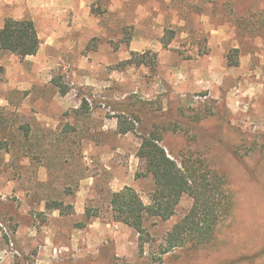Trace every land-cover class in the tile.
Listing matches in <instances>:
<instances>
[{
	"label": "rangeland",
	"instance_id": "rangeland-1",
	"mask_svg": "<svg viewBox=\"0 0 264 264\" xmlns=\"http://www.w3.org/2000/svg\"><path fill=\"white\" fill-rule=\"evenodd\" d=\"M51 1L0 0V27L28 18L40 38L32 56L0 50V264H264V0ZM154 128L180 167L226 181L208 242L167 240L189 194L141 235L112 218L126 185L151 202L136 152Z\"/></svg>",
	"mask_w": 264,
	"mask_h": 264
},
{
	"label": "trees",
	"instance_id": "trees-1",
	"mask_svg": "<svg viewBox=\"0 0 264 264\" xmlns=\"http://www.w3.org/2000/svg\"><path fill=\"white\" fill-rule=\"evenodd\" d=\"M169 42L170 40H164L163 46L167 47ZM39 46L40 38L33 20L12 17L4 19L0 27V50L25 57L35 55ZM231 51L237 52L238 49L233 48ZM147 57V55H141L139 58L130 57L116 66L123 69L126 64L155 65L156 53H153V57L146 59ZM228 63L237 65L238 61L230 56ZM66 90V87H62V92ZM132 116L134 120H141L137 114ZM117 117L119 133L135 130L134 123L124 119L123 114ZM140 139L136 155L144 161L146 173L153 178L151 202L144 203L136 189L126 185L110 195L109 206L113 220L130 226L141 235L146 216L169 218L181 197L189 194L193 197V205L183 219L173 225L168 232L167 240L172 245L185 244L186 240L208 242L216 226L232 211V196L227 192L228 189H221L226 185V181L217 174L208 177V173H199L200 169L190 168L185 163L180 167L175 159L168 155L162 144V133L158 128L144 132ZM220 191H223V202L215 197V193L217 196ZM53 204L61 214L66 213L61 202L54 201ZM86 214L89 216L87 210Z\"/></svg>",
	"mask_w": 264,
	"mask_h": 264
},
{
	"label": "crops",
	"instance_id": "crops-1",
	"mask_svg": "<svg viewBox=\"0 0 264 264\" xmlns=\"http://www.w3.org/2000/svg\"><path fill=\"white\" fill-rule=\"evenodd\" d=\"M53 3V5H57V6H63L65 7L66 5H69V6H72V5H75V0H52L51 1ZM77 5L78 6H83L85 5V1L84 0H78L77 2Z\"/></svg>",
	"mask_w": 264,
	"mask_h": 264
}]
</instances>
